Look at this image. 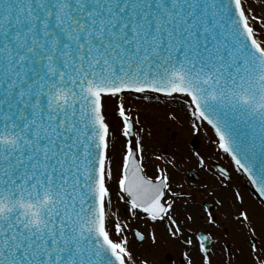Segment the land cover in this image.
Returning a JSON list of instances; mask_svg holds the SVG:
<instances>
[{
    "label": "snow or ice",
    "instance_id": "snow-or-ice-1",
    "mask_svg": "<svg viewBox=\"0 0 264 264\" xmlns=\"http://www.w3.org/2000/svg\"><path fill=\"white\" fill-rule=\"evenodd\" d=\"M161 234L264 264V0H0V264H154Z\"/></svg>",
    "mask_w": 264,
    "mask_h": 264
},
{
    "label": "rangeland",
    "instance_id": "rangeland-1",
    "mask_svg": "<svg viewBox=\"0 0 264 264\" xmlns=\"http://www.w3.org/2000/svg\"><path fill=\"white\" fill-rule=\"evenodd\" d=\"M173 107H176V105H173ZM150 116H151V113H149V117ZM152 133H153V142L156 143L157 145H161L170 139H175L177 144H179L183 150H188L189 148H194L192 145L193 138L188 134L186 125L184 127H181L177 124H173V125H171V129H169L167 123L156 122L155 126L152 128ZM198 139L200 141V147L198 150L202 151L203 146L205 145L206 141L204 140L203 136L198 137ZM221 163L228 164L229 161L227 158H222ZM209 199L211 200L210 197H209ZM217 214L219 215V213H217ZM220 218H221V220H223L222 216ZM225 223H226V228L228 230H231L234 234L235 239H234V242L232 244V247L236 248L237 245L240 243V239H239V236L236 234L235 226L232 224L230 219L228 221H226ZM223 231H224V229H221V232H223ZM161 239H162V243L157 246V249H161L162 253H163L160 261L163 262L164 264H169L167 262V260L165 259V255L167 253L174 256L175 259L177 260L179 258V256L177 254V251L174 249V246L171 243H164L163 242L165 239L163 234H161ZM155 263L156 262L154 260V264Z\"/></svg>",
    "mask_w": 264,
    "mask_h": 264
},
{
    "label": "flooded vegetation",
    "instance_id": "flooded-vegetation-1",
    "mask_svg": "<svg viewBox=\"0 0 264 264\" xmlns=\"http://www.w3.org/2000/svg\"><path fill=\"white\" fill-rule=\"evenodd\" d=\"M162 240V239H161ZM162 255H163V253H162V250L161 249H157V247H156V249L154 250V252H153V255H152V258L155 260V264H164L163 262H161L160 260H161V258H162ZM165 259L167 260V262L169 263V264H179V258L176 260L175 259V257L174 256H172L171 254H169V253H167L166 255H165Z\"/></svg>",
    "mask_w": 264,
    "mask_h": 264
},
{
    "label": "water",
    "instance_id": "water-1",
    "mask_svg": "<svg viewBox=\"0 0 264 264\" xmlns=\"http://www.w3.org/2000/svg\"><path fill=\"white\" fill-rule=\"evenodd\" d=\"M194 145L197 147V146H198V142H197V141H195Z\"/></svg>",
    "mask_w": 264,
    "mask_h": 264
}]
</instances>
